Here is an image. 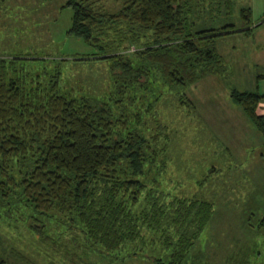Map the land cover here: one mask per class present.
Wrapping results in <instances>:
<instances>
[{"label":"trees","instance_id":"obj_1","mask_svg":"<svg viewBox=\"0 0 264 264\" xmlns=\"http://www.w3.org/2000/svg\"><path fill=\"white\" fill-rule=\"evenodd\" d=\"M119 1L114 13L92 0L62 5L72 10L66 35L96 51L71 60L110 63L107 92L91 93L81 82L85 91L61 86L60 61L27 62L0 53V217H25L48 246L56 243L44 234L47 223H56L63 235L76 232L81 239L73 237L65 252L56 244L62 263L102 254L120 262L186 264L212 205L159 190L173 134L159 107L160 89L172 95V106L193 110L186 91L224 71L217 39L249 36L264 20L252 27L246 8L244 29H200L205 13L231 9L232 1ZM229 98L259 133L264 151V115L258 112L264 96L232 89ZM259 232L253 235L258 249L250 247L235 264H264Z\"/></svg>","mask_w":264,"mask_h":264},{"label":"rangeland","instance_id":"obj_2","mask_svg":"<svg viewBox=\"0 0 264 264\" xmlns=\"http://www.w3.org/2000/svg\"><path fill=\"white\" fill-rule=\"evenodd\" d=\"M65 1L0 0L1 56L27 59V62L47 60L50 65L60 61L64 78L61 86L68 85L80 92L83 89L81 82L91 93L107 92L104 88L110 63L71 60L96 51L82 40L66 35L72 10L62 8ZM92 1L112 13L121 4L119 0ZM231 1V9L223 5L219 10L205 13L197 28L220 29L232 25L236 30L244 29L247 24L241 17V10L246 8L251 10V26L264 20V0ZM215 47L224 71L202 79L186 91L185 97L193 103V110L172 106V95H168L166 89H160L162 94L159 93L164 122L173 132L167 153L171 161L163 173L162 189L159 190L212 205L211 218L195 241L186 264H235L242 255L246 258L252 252L250 247L258 249L253 243L257 231H260L256 233L257 242L264 251V223L260 225L264 218L262 140L229 98L232 89L261 93L259 83L256 88L255 78L264 67V23L249 36L233 33L219 37ZM128 50L126 52L131 53L135 48ZM149 122L154 128L152 121ZM211 167L213 171L210 173ZM24 219L20 216L0 217V262L71 264L62 263L59 257L63 256L66 247L71 246L73 237L81 239L76 232L63 235L56 223L50 225L46 222L48 228L44 234L63 248L60 253L56 244L42 243L38 234L29 230V222ZM75 264L150 263L146 260L120 262L106 255L89 254L83 262Z\"/></svg>","mask_w":264,"mask_h":264},{"label":"crops","instance_id":"obj_3","mask_svg":"<svg viewBox=\"0 0 264 264\" xmlns=\"http://www.w3.org/2000/svg\"><path fill=\"white\" fill-rule=\"evenodd\" d=\"M252 27H254V26H252ZM261 69L264 70V67ZM259 89L261 90L260 94L264 96V78L259 81ZM258 111H259V113L264 115V99L260 103Z\"/></svg>","mask_w":264,"mask_h":264}]
</instances>
